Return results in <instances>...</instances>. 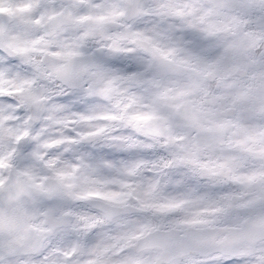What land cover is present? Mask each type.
I'll return each instance as SVG.
<instances>
[{"label": "clouds", "instance_id": "9594fccd", "mask_svg": "<svg viewBox=\"0 0 264 264\" xmlns=\"http://www.w3.org/2000/svg\"><path fill=\"white\" fill-rule=\"evenodd\" d=\"M0 264H264V0H0Z\"/></svg>", "mask_w": 264, "mask_h": 264}]
</instances>
